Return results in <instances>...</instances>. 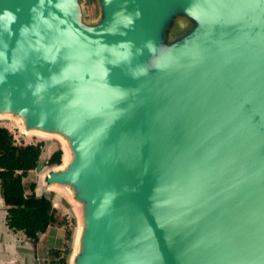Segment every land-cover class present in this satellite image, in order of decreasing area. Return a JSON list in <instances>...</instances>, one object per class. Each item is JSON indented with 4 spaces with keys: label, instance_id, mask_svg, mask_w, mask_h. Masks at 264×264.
<instances>
[{
    "label": "water",
    "instance_id": "obj_1",
    "mask_svg": "<svg viewBox=\"0 0 264 264\" xmlns=\"http://www.w3.org/2000/svg\"><path fill=\"white\" fill-rule=\"evenodd\" d=\"M82 1L0 0V117L62 143L67 262L264 264V0Z\"/></svg>",
    "mask_w": 264,
    "mask_h": 264
},
{
    "label": "trees",
    "instance_id": "obj_2",
    "mask_svg": "<svg viewBox=\"0 0 264 264\" xmlns=\"http://www.w3.org/2000/svg\"><path fill=\"white\" fill-rule=\"evenodd\" d=\"M43 146L42 141L17 142L7 127L0 126V193L7 212L6 224L13 232H21L34 245L50 226H66L67 240H71L73 234V230L67 227L66 218L59 220L52 197L37 193V182L26 179L28 173L39 166ZM62 155L60 148L54 150L46 165L59 164ZM48 252L53 257L48 264H67L70 246L52 248Z\"/></svg>",
    "mask_w": 264,
    "mask_h": 264
},
{
    "label": "rangeland",
    "instance_id": "obj_3",
    "mask_svg": "<svg viewBox=\"0 0 264 264\" xmlns=\"http://www.w3.org/2000/svg\"><path fill=\"white\" fill-rule=\"evenodd\" d=\"M82 12L84 20L88 22H95L99 17V7L97 5L96 0H83L82 1ZM176 31L181 32L188 28L189 22L185 18L179 17L175 21ZM0 126L7 127L14 135L15 139L20 142L29 143V142H38L42 141L44 146L39 157V166L30 172L27 177V180H35L37 182V191H41L40 179L41 176L47 171L49 168L46 165V160L49 155L62 146V143L54 137H46L42 135H33L31 133H23L21 131V123L17 119L8 118L5 116L0 117ZM47 195L52 197L53 206L58 211L59 220H63L66 218L67 227L73 230L72 238L74 236V230L76 231L75 226V212L74 207L68 202L65 198V195L60 191L47 192ZM66 226L64 225H55L44 232L42 234V239L39 243L38 248V258H36L37 264H48L51 262L52 256L48 252L52 248H60L64 249L65 247L70 246V249L73 250V239L67 240L65 237L66 234ZM67 264H70L68 261Z\"/></svg>",
    "mask_w": 264,
    "mask_h": 264
},
{
    "label": "crops",
    "instance_id": "obj_4",
    "mask_svg": "<svg viewBox=\"0 0 264 264\" xmlns=\"http://www.w3.org/2000/svg\"><path fill=\"white\" fill-rule=\"evenodd\" d=\"M36 192L41 191L36 190ZM6 213V207L0 193V264H37L36 258H38V248L43 233L40 235L37 244H32L24 238L21 232H13L8 228ZM51 227L54 226L48 227L47 230Z\"/></svg>",
    "mask_w": 264,
    "mask_h": 264
}]
</instances>
